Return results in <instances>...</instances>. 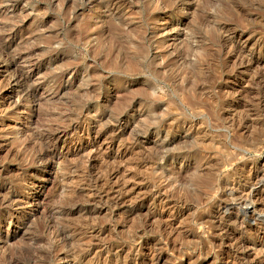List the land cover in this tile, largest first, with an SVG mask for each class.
<instances>
[{
  "label": "rangeland",
  "instance_id": "1",
  "mask_svg": "<svg viewBox=\"0 0 264 264\" xmlns=\"http://www.w3.org/2000/svg\"><path fill=\"white\" fill-rule=\"evenodd\" d=\"M0 264H264V0H0Z\"/></svg>",
  "mask_w": 264,
  "mask_h": 264
},
{
  "label": "bare ground",
  "instance_id": "2",
  "mask_svg": "<svg viewBox=\"0 0 264 264\" xmlns=\"http://www.w3.org/2000/svg\"><path fill=\"white\" fill-rule=\"evenodd\" d=\"M90 152V151H89ZM88 153V152H87ZM251 207V206H250ZM247 208V207H246ZM247 210V209H246Z\"/></svg>",
  "mask_w": 264,
  "mask_h": 264
}]
</instances>
